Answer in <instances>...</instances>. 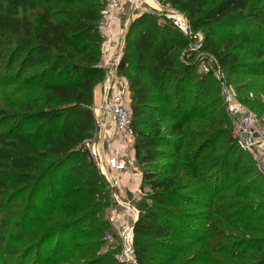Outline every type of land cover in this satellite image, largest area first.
I'll use <instances>...</instances> for the list:
<instances>
[{
  "label": "trees",
  "instance_id": "obj_1",
  "mask_svg": "<svg viewBox=\"0 0 264 264\" xmlns=\"http://www.w3.org/2000/svg\"><path fill=\"white\" fill-rule=\"evenodd\" d=\"M163 1L203 34L201 51L216 59L229 82L239 80L234 75L264 79V0ZM103 7L104 0H0V83L44 94L0 117V191L9 194L10 202L23 195L28 199L16 228L47 184L63 181L57 190H46L43 202L62 201L68 221L43 230L27 253L34 251L37 261L52 256L53 245L71 234L90 251L74 260L99 264L94 254L111 229L105 218L110 194L85 148L94 131V90L106 78L97 32ZM189 44L162 15L142 12L128 25L116 68V77L128 87L134 160L141 176L134 255L138 264H264V217L257 219L263 225L214 228L222 223L234 227L244 212L252 217L250 211L258 206L241 200L261 193L254 190L255 181L240 184L251 172L264 180L235 138L232 147L215 150L219 141L210 132L211 107L221 104L222 117L231 123L222 96L211 97L213 86L220 88L216 79L199 71ZM246 99L250 109H262L259 100ZM200 101L204 105L195 107ZM195 117L200 118V141L182 155L185 126ZM166 119L169 124L162 129ZM207 152L217 156L204 157ZM222 192L228 196L217 214L228 213L211 225L212 204Z\"/></svg>",
  "mask_w": 264,
  "mask_h": 264
},
{
  "label": "built area",
  "instance_id": "obj_2",
  "mask_svg": "<svg viewBox=\"0 0 264 264\" xmlns=\"http://www.w3.org/2000/svg\"><path fill=\"white\" fill-rule=\"evenodd\" d=\"M153 1L155 8L149 9L141 0H104V7L97 23V32L102 39L101 67H107L103 45L110 36V27L113 23L120 25L118 47L110 60V67L114 70L122 57L125 34L130 22L142 12L154 11L162 15L190 40L187 51L195 55L194 63L198 62L199 71L203 74H212L219 83L226 116L232 125L236 143L251 156L256 171L264 180V118H259L257 113L249 110L227 87V77L216 59L201 51L203 34L192 30L187 17L163 0ZM182 60L185 63L183 57ZM106 78L102 85L101 103L91 108L94 117V131L91 138L85 141V148L105 180L111 202L121 208L120 212L127 213L133 218L131 224L127 222L123 224L117 238L113 235L107 237L111 246L117 248L116 260L120 264H138L133 249V225L138 217V210L134 204L123 200L121 193V175L131 164L127 155L135 143L132 113L125 91L115 87L114 80ZM248 96L252 98L251 93ZM114 143L123 149L122 154H108L107 149ZM138 200L139 191L136 192L134 203ZM110 211L113 217L119 214L116 209L111 208Z\"/></svg>",
  "mask_w": 264,
  "mask_h": 264
},
{
  "label": "rangeland",
  "instance_id": "obj_3",
  "mask_svg": "<svg viewBox=\"0 0 264 264\" xmlns=\"http://www.w3.org/2000/svg\"><path fill=\"white\" fill-rule=\"evenodd\" d=\"M252 49H256V45L248 46ZM194 55V54H193ZM195 57V55H194ZM199 69V68H198ZM236 77H239V80L236 82V84H232L229 79V81L226 78V84L227 87L232 90L236 98L240 100L242 103L244 99L247 97V101L257 99L260 101V105L262 109L259 111L250 109L251 106L246 105V107L257 113L259 118H263L264 116V90H261L262 87H264V79L262 77H255V76H249V74L241 76V75H234ZM218 83V82H217ZM219 85V83H218ZM220 87V86H219ZM220 88L218 86L214 85L213 90L211 92V97L218 100V97L222 95L220 93ZM264 89V88H262ZM252 94V98L248 96L249 94ZM42 92H33L30 90H24L21 89L18 86H10L8 84L0 83V117L2 113H14L16 111H20L16 107H20L21 105L25 104L26 101L32 99L34 96H37L38 98L43 97ZM247 95V96H246ZM128 98V96H127ZM244 104V103H243ZM204 105V101L196 102L195 107H201ZM130 106V105H129ZM191 106V105H190ZM211 117L212 120H210L211 125L213 126V130L211 132V136H217L218 142L215 144V150L217 152L221 151L224 148L232 147V144L234 143V132L232 125H230L225 122L224 118L222 117V109L221 104L215 105L214 107H211ZM217 112L221 113V116L215 117V114ZM218 115V114H217ZM169 124V120H163L162 121V129H166L167 125ZM200 118L195 117L190 119V121L185 126V136L183 140V150L182 155L189 153V151H192L194 146H196L199 143V139L197 138V129L200 126ZM209 135V131H206V136ZM218 143V144H217ZM232 143V144H231ZM222 146V147H221ZM214 157L217 156V153L214 152H207L204 157ZM136 171L140 174L136 164ZM180 177H183L182 175H178ZM235 177V176H234ZM240 180V179H239ZM253 181L257 182L256 186L254 187V190H258L261 194L258 196H251L247 195L245 196L241 202L247 203L251 202L253 205H257L256 209L250 211L253 213V216L249 219L247 218L249 214L247 212H244L241 214L240 217H238L237 221H242L239 224H234V227H229L227 223H222L218 227H214L215 229H223V228H239L242 226L249 225H263V222L257 221L258 218L264 217V184L261 180H259L255 174L252 172L249 175V178L247 180L242 181L243 184H240L241 186H248L252 185ZM63 181L58 180L56 185H60ZM240 182V181H239ZM238 182V183H239ZM51 185V186H50ZM56 185L47 184V189H51L54 187V190H57L58 187ZM230 184H227L229 186ZM49 186V187H48ZM42 191V194L40 197L34 201V209L32 211H29L28 217L25 221L21 222L20 226L16 228V223H18V217L19 214L24 207V205L27 202V196L23 195L19 198L15 199L14 201L9 199V194L6 192L0 191V264H82L84 260L75 261L74 258L77 257L80 254L89 253L88 247L84 246L85 243L78 240V241H72V235H63L64 238L59 244V246L56 247V245H53V249L50 250V254H53L52 256L49 255H43L40 259L35 257L34 251L32 254L28 257L27 253L31 250V247L38 242L40 238V234L43 232L44 229H46L49 226L56 225L58 223H61L63 221H68V217L64 214L63 210V202L57 201L56 205H49L47 206L45 202H43L44 194L46 193V190ZM233 191L230 192V194ZM133 195V193H132ZM228 194L226 192H222L216 196V199L214 200V203L212 204L211 211H213V216L210 221L211 225L212 223L218 221V219H223L225 214L228 212H225V214L218 216V208H220L221 204L223 203L222 199L227 198ZM135 198V197H134ZM13 201V202H12ZM247 201V202H246ZM137 202L134 203L135 208ZM116 209L118 213H120V216L123 212L121 211L120 207H117L113 202H111L108 205V207L105 210V218L108 220L109 224L111 225V222L114 221V215L111 214L110 209ZM137 210V208H136ZM236 210H232V213ZM127 214V213H126ZM217 214V215H215ZM129 215V214H127ZM34 218H37L36 220H33ZM126 218H129L125 222L132 223V216H127ZM243 219H245L243 221ZM257 221V222H256ZM256 222V223H255ZM113 223V222H112ZM125 224V223H124ZM122 224L120 223H114L111 226V229L107 230L104 233L103 240L101 241V249L99 252L95 253L94 256L96 258H101L99 264H102L105 262L104 260L108 259L110 264H120L116 260V254L118 253L117 248H114L111 246V244L108 242V235L117 238V234L119 233V228ZM216 225V224H215ZM121 229V228H120ZM211 229V228H210ZM213 229V228H212ZM14 231V233L11 235L10 232ZM232 236H235L236 234H233L231 232ZM256 235V234H255ZM71 243H76L72 245ZM84 243V245H81L83 247L78 246L79 244ZM77 245V247H75ZM87 245V244H86ZM8 249V250H7ZM54 249H57L54 252ZM87 249V250H86ZM10 250V251H9ZM59 252V253H58ZM57 253V254H56ZM112 254H114V258H112ZM91 255V253H90ZM103 258V259H102ZM92 259V258H90ZM115 261V262H114ZM90 264V263H89Z\"/></svg>",
  "mask_w": 264,
  "mask_h": 264
},
{
  "label": "crops",
  "instance_id": "obj_4",
  "mask_svg": "<svg viewBox=\"0 0 264 264\" xmlns=\"http://www.w3.org/2000/svg\"><path fill=\"white\" fill-rule=\"evenodd\" d=\"M144 3V6L146 8H155V4L153 0H141ZM111 32L110 36L108 37L107 41L103 45V49L106 54V59H105V64L107 67L103 68L106 71V79H111L114 80V85L117 88L123 89L126 93V96L129 98V92H128V87L127 83L125 80L117 78L116 77V69H112L110 67V60L113 58V55L116 52V49L118 47V37L120 34V25L118 23H113L111 25ZM102 85L99 84L94 90V106H98L101 103L102 100ZM108 154H122L123 149L117 145V143H114L113 146H110L107 149ZM129 160H130V165L128 169L122 173L121 175V193H122V198L126 202L130 204H134V197L136 196V192L139 190L140 182H141V176L139 173L136 171L135 167V160H134V152L133 149L128 152ZM133 193V195H132ZM127 214H123L120 216V213L114 217L113 223L111 222V226L114 223H120L122 224L120 228H122L123 224L126 223L125 221L128 220L129 218H126ZM126 219V220H125ZM119 228V231L121 230Z\"/></svg>",
  "mask_w": 264,
  "mask_h": 264
}]
</instances>
